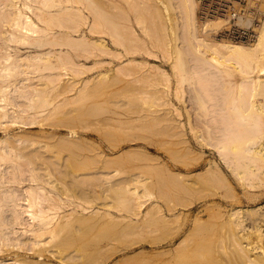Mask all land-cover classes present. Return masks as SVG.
<instances>
[{"label":"bare ground","instance_id":"1","mask_svg":"<svg viewBox=\"0 0 264 264\" xmlns=\"http://www.w3.org/2000/svg\"><path fill=\"white\" fill-rule=\"evenodd\" d=\"M146 1H141L140 9L136 5L134 9L141 10L149 17L152 22L151 42L161 49L164 55L172 57L175 74L180 71L184 77L187 59L194 61L200 78L204 74L201 70H207L205 76L203 75L207 79L219 76L216 74L219 73L216 68L226 71L241 64L240 71L243 74H240L244 81L240 85L246 88V91L241 90L238 97H234L238 98L237 103L240 104L235 102L234 110L237 115L238 112L240 115L242 110L247 114L252 112V117L248 114L252 121L256 118V121L254 120L256 123L253 122L252 126L259 132L263 131L264 136L262 127L264 98L257 103L251 101V97L257 93L264 97V19L261 17L262 21L260 20L256 26L257 36L254 40H234L220 35L221 31L231 25V19L217 15L203 17L199 15L201 8L199 0H179L178 19L171 21V25L175 28V39L179 38L181 43L173 45L168 37L169 26L163 18L161 2ZM117 7L113 0H0V49L6 48L0 56V128L3 130V134L0 135V264H57L48 261L43 251L47 249L45 245L49 242V245L57 244L58 253L60 250L68 249V246L73 247L69 253L61 257L65 264H76L82 257L93 258L96 253L113 245L112 239L115 236H105L89 248L91 242L86 234L100 218L103 219L102 216L97 218V208L92 209L94 207L92 201L101 196L97 187L104 186L103 178L108 174V171L102 168L107 166L106 163L123 160L129 155L142 154V157L151 155L137 149H124L115 155L104 154L102 160L103 153L98 152L102 156V163L106 162L105 165L97 167L95 164L94 167L95 160L100 159L98 154H85L80 151L95 145L83 136V131L78 129L77 124L82 122L79 115H82L83 111L89 112L90 105L93 104H90L89 108L88 105L79 102L84 99L90 100V97L97 95L96 93L102 90L104 81L107 82L106 75L109 74L108 70L87 74L88 70L113 62L111 69L118 75L119 71L131 67L133 62L144 64V61L134 54L138 53L137 50H132L133 45H130L140 39L138 47L145 48L142 44L144 41L139 38L134 26L127 21L125 23L120 21L121 14ZM245 14L240 15L242 20L248 19ZM250 20L249 18L245 24L248 25ZM22 47L27 48L24 54L19 52ZM148 48L146 51L148 56H155L156 51ZM151 66L156 73H147L150 75L148 77L153 80L155 79L153 76H156L160 80L165 73L157 72L158 65ZM155 87L152 90L157 98L153 97L163 104L170 103L166 92ZM57 97H60V100L55 103L54 108L45 114L40 111L43 103L51 102V98ZM142 98L146 99L145 96ZM72 104L80 106H68ZM251 106L255 108L253 111L250 110ZM62 109L66 113L65 119L69 122L68 129L63 133L46 128L38 131L18 130L20 126L16 123L44 125L39 119L41 116L50 117L51 113L53 115ZM142 109L144 108L141 107L140 110ZM75 111L78 112L75 114ZM246 115L242 118L246 119L248 117ZM143 116L141 118H144ZM163 116L151 117L147 126L146 120L143 121L146 122L143 125L148 128L155 127L153 124ZM167 117L173 118L169 115ZM106 120L109 122L108 118ZM176 124L175 127H171L179 128L178 122ZM253 127L252 130L255 129ZM259 132L257 131L261 135ZM263 136L259 139L261 140ZM240 137L237 135L235 139L238 140ZM249 138L245 140H249L250 144L244 140L246 146L243 141L242 146L240 143H234L241 146V153L244 156H248L249 160L252 158L251 162L252 160L254 162V159L261 162L258 163L259 167L257 166L260 173H257L264 177V140L257 147L252 144L254 137ZM232 146L234 149L238 147L234 144ZM62 151H67V155L61 156ZM150 158L153 159V156ZM243 163L245 167L250 166L248 162ZM159 169L161 167L158 171ZM208 169L209 167L206 170ZM167 173L165 174H171ZM161 175L159 174V177ZM28 176L33 183L25 188L16 185L21 184ZM162 176L152 181L138 176L122 178L112 182L109 188L122 191L121 195L127 204L129 203V209L140 215V218L145 219L151 211L154 213L153 222L157 225L154 228L157 229L156 234H159L154 235L151 242L156 244V250L162 248L159 252L157 250L161 258L163 253L169 255L167 262L163 261L166 262L164 264L264 263V249L257 252L258 250L253 248L255 243L252 239L264 238V202L253 206L231 203L227 208L224 206L226 202L219 197L213 199L211 196L201 195L199 181L192 176H185L184 179L183 175L181 178L183 181L180 179V173L172 176L178 179ZM60 177L66 180L62 186L58 182ZM109 188L104 186L107 191ZM66 198L69 201L66 205L71 206L70 209H63ZM57 199L65 201L58 202ZM172 199L175 201H171ZM166 201L174 202L168 207V212L163 209ZM57 202H61V205ZM197 203L203 204V207L189 214L188 211ZM87 211L92 213L91 216L89 213L86 217L84 214L81 215ZM75 212L77 215H74ZM104 213L105 211L103 216ZM75 221L87 222L90 226L85 223H82L85 226H81ZM171 222L177 224L171 228L168 226ZM65 224L67 226L70 224L66 226V230L63 227ZM158 228H162V231ZM163 237L171 238L167 248L160 245ZM14 247L25 249H13ZM119 262L120 260H117L113 264Z\"/></svg>","mask_w":264,"mask_h":264},{"label":"rangeland","instance_id":"2","mask_svg":"<svg viewBox=\"0 0 264 264\" xmlns=\"http://www.w3.org/2000/svg\"><path fill=\"white\" fill-rule=\"evenodd\" d=\"M113 1L117 3V11L121 14L120 21L123 23L127 21L129 24L134 26V28L137 30L139 38H142V41L145 42H142L145 48H139L138 44L141 42L140 39H137V42L134 41V43H131L130 41V45H133L132 50H137L138 52L134 54H136L138 59L143 60L144 64L141 65L138 62H133L131 64V67L119 71L120 73H118V75H116L117 72H113V70L111 69L114 65L113 62L111 64L105 63L103 66H98L94 69L88 70L87 74H96L99 70H108L109 74L106 75L107 82L104 81L105 83H103L102 85L103 88L101 87L102 90L100 89L101 91H98L99 93H96L97 95H93L92 97L89 96L90 100L84 99V102L82 100L81 102H79V104L84 103L88 105V107L93 103V106L90 105L91 108L89 107L91 111H86L87 113L83 111V113L85 112L86 115L84 114V116H82L83 113L82 115L78 114L80 116V119L82 120V122L79 123L82 124L79 125L78 123L77 127L78 129L83 131V136L90 143H93V145H95L93 147L91 145V150H89V148L87 150H81L80 152L93 155H96L94 153L98 154L100 159L95 160L96 163L94 162V167L96 165L97 167H99L103 164L102 160L105 157L104 154L115 155L116 152L124 149H137L142 153H147L153 156V159L150 158L151 156L148 157L144 155L143 158L142 154L139 153L140 155H129L123 160H118L119 162H109L111 165L106 163L107 166H104L105 168H102L108 171V174L103 178V183H105L104 186L106 185V187L109 188L113 184L112 182H115L122 178H132L134 176H138V178L152 181L155 178L157 179V177H159V174H162L163 176H161L163 178H166L164 176H167V178H175L172 176H174V174L180 173V179L183 175L184 179L185 176H192L196 178L200 184L199 188L201 190V195H208L213 199L219 197L224 202H226L224 203V206H226L227 208L230 207L231 203L235 205L241 203V206H253L264 202V177L260 176V169H258V163L261 162H257L255 161V159L254 162L253 160L251 162L250 160L252 158H250L249 160L248 156H244V154L241 153V142L243 141L244 143L245 139L254 137L255 139H252V142L254 141V143L252 144H255L257 147L259 146L261 141L264 140V136L262 133L263 131L259 132V130H256L257 128H255V126H252L254 125L253 122L256 121V118H253L255 121H252V118H250L252 112L248 113L250 115L248 116V114L243 113L242 110V116L247 114L246 117H249H247L246 119L243 117L245 119L244 120L242 116L240 117V112H238L237 115V112L234 110L235 102L236 104H239L237 103L238 98L235 99L236 97H238V93L241 90L246 91V88H243L240 85V83L244 81L243 76L240 74L242 73V71H240L241 64L237 63V65H240L238 66L239 68L237 66H232L228 69H226L227 66L225 65L226 67L224 66V68L226 69V71H223L220 67V69L216 68V70L219 72L216 74L219 76H212L213 79H207L206 77H203V75L205 76V72H207V70H201V72L204 74L202 75V78H200L199 72L196 71V68L194 66V61L187 59L185 74L183 73L184 77H182L180 71L179 73L175 74L173 71L172 57L164 55L162 50L153 45L151 42L150 28L152 26V22L150 21L149 17L147 16V18L141 10L136 11L134 9L135 5L138 6L139 9L141 8L142 0ZM147 1L151 2L152 0ZM178 1L179 0L158 1L159 3L161 2L163 6V18L164 20H166L169 26L168 37L173 42V45L175 43H181V40H179V38L177 40L175 39V28L171 25V21H173L174 19H178ZM152 2H155V0ZM246 9L247 11L245 15L248 19L242 20L241 16L239 19V23L245 24L249 20V18L251 20L256 16L261 18V15L264 19V0H247ZM251 20L249 22H251ZM148 47H151L156 51L155 56H148V54L146 53V51L149 50ZM5 50L6 48L0 49V56ZM26 50V47H22L20 51H18L24 54ZM151 64L158 65L157 72L165 73L164 76L160 77V80L156 76H153V78H155L153 80L152 78H149V73H156ZM117 78L120 81H118ZM149 79L152 80V82ZM155 86L159 87L160 90H164L166 92L170 103L163 104L159 99H156V95L153 94V90L156 88ZM142 90L144 93L148 92L149 94L147 93V95L145 93V95ZM150 92H152V95L150 94ZM144 96L146 97V99L142 98ZM153 96H155L156 98H154ZM59 98L60 97L51 98V102L43 103L40 106V109H42L40 111H42V113L44 114L47 113V111L51 110L52 107L55 106V103L60 100ZM261 98L264 97L257 93L256 95H253V97H251V101H255L257 103ZM94 103L96 106L94 105ZM79 104H72L68 106L77 107V105L80 106ZM129 105L130 107H128ZM94 106L95 109L93 110ZM135 107L138 109H136ZM141 107L144 109L140 110ZM240 108L243 109L242 107ZM244 108L246 109V107ZM253 108L251 106L250 110L253 111ZM63 109L57 110V113L55 112L53 113V115L50 111L51 116L50 114H47L50 117L41 116L39 119L44 125L35 123L32 126L24 123H16L17 126H20L18 130L21 131L23 129H27L29 131H38L46 128L50 130H57V133H63L68 129L69 123L65 119L66 113L64 112V110L67 109ZM124 109L127 113L124 111ZM165 109L167 110L165 111ZM128 110H130L129 113ZM155 110L156 112H154ZM250 110L248 112H250ZM168 111H170V113ZM77 112L75 111V114ZM244 112H246V110ZM115 113L116 115H113ZM148 114L150 115L149 117L147 116ZM168 115L172 116L173 118L170 119L169 117L168 119ZM142 116L144 118H141ZM158 116H163V118L161 117L159 120H157L158 122L156 121L153 124V126L155 127H149L150 129L146 127L149 122V118L151 119V117ZM253 117L255 116L253 115ZM107 118L110 123L106 120ZM102 119L108 123H105ZM165 119H167L168 121ZM100 120H102L103 123ZM118 120H125L128 123H126L125 121L124 123L119 122ZM129 120L131 121L129 122ZM145 120L147 123L143 122ZM172 121H174L175 124ZM49 122L52 124H50ZM176 122H178L180 127L178 128L177 126L174 129H176L177 131L179 129L181 131V134L180 131L178 132L181 136L178 134V132H176V130L172 128L177 125ZM143 124H145L146 126ZM250 126L255 129L252 130ZM167 129L169 132L167 131ZM171 130L173 131L170 132ZM254 130H256V132H254ZM257 131L262 134L259 135ZM175 132L177 135L175 134ZM2 134L3 130L0 128V135ZM237 135L238 137L239 135L241 136L240 138H238V140L235 139ZM258 135L260 137H258L257 140ZM261 136L263 137L260 140L259 138H261ZM250 139L251 138H249V140ZM249 140L245 141L248 142ZM234 142L236 144L240 143L241 146L236 145ZM230 143L238 147L234 149V146H232ZM250 143L248 142V144ZM244 144V146H246V143ZM98 152L103 153V158ZM67 153V151H62L61 156L67 155ZM105 162L103 165H105ZM243 162H248L250 166H247L248 168L245 167V163ZM161 165L169 168L171 171ZM157 167H161V169H159L158 171ZM208 167L209 169L206 170ZM163 169H165V171L167 170V172L170 171L172 175H166L165 173L167 172L163 171ZM246 169H249L250 171L247 172ZM62 179L63 178L60 177V179L58 180L59 185L61 186L64 185L66 181L65 179ZM175 179H178V177ZM31 183H33V181L28 176L27 178L22 180L21 184L16 185H21L23 188H25ZM131 185H133V183ZM104 186L97 187V189L99 190L98 193L101 196L96 197L92 201V204L94 205L92 209H98V212H95L97 214V218L102 216L103 219L100 218L97 224H95L94 226L91 225V229L88 230L86 234L89 236L91 242V247L89 248H92V244H95L99 239L105 236H115V238L112 239L113 245L96 253L93 258L82 257V259L76 261V264H113L117 260H120L118 264H158L160 262L163 263V261L167 262V256L169 257V255H164L165 253H161V258V256L159 255L160 253H157L162 248L157 249V252L155 248L156 244H154V242H151L154 238V235H158V232L160 230L162 231V228H164H158L159 231L157 232L158 234H156L155 231H157V229L154 227L157 225L153 222L154 213L151 211L145 219L140 218V215H136L134 211L129 209V203L127 204V201H125V198L121 195L123 194L122 191H114L111 188H109L107 191V189H104ZM65 196L67 195L65 194ZM197 200L198 199H196V201ZM64 201L65 199L62 202ZM171 201L175 200L172 199ZM171 201H169V203L167 201L164 202L163 209L166 212L169 211L168 207L171 206ZM67 202H69L68 198H66L64 205L62 203V205L64 206L63 209H70L71 206L66 205ZM173 204L174 202L172 203V205ZM202 207L203 204L197 203L188 212L189 214L193 212L195 213ZM89 211L81 213V215L84 214L86 217V215L88 216V213L90 214ZM104 211L105 213L103 216ZM75 214L77 215V212H75L74 215ZM69 219L71 220V218ZM77 223L81 226L84 223L85 225L87 224V226H90L87 222L78 221ZM171 223L168 225L171 228L177 224L176 222ZM66 226V224L65 226H63L64 229L70 226V224L67 227ZM71 226H73L72 223ZM163 232L160 233L164 234ZM169 237H166V239L163 237L164 239L160 242V245H164V247L166 248L169 247L168 242L172 238ZM252 239L255 243V245H253L254 243L252 244L253 246H255L253 248L255 250L257 249V252H260L264 249V238L262 240H259V238H257L259 241L255 240L256 237H252ZM51 243L53 244V242ZM49 244L50 242L45 245L47 249H42L47 255L46 259L57 264H65L62 261L61 257L69 253V251H71L73 247L68 246V249L60 250V253H58L57 250H59V248H57V244ZM48 248L53 250H49ZM13 249L23 250L25 248L14 247ZM156 254L159 257H157ZM158 259L160 260V262Z\"/></svg>","mask_w":264,"mask_h":264},{"label":"built area","instance_id":"3","mask_svg":"<svg viewBox=\"0 0 264 264\" xmlns=\"http://www.w3.org/2000/svg\"><path fill=\"white\" fill-rule=\"evenodd\" d=\"M199 2L201 5L199 10L201 16L217 15L231 19V25L221 31V36L243 41H250L256 38V26L261 20L260 17L256 16L248 25L236 22L241 14L246 13L247 0H199Z\"/></svg>","mask_w":264,"mask_h":264}]
</instances>
